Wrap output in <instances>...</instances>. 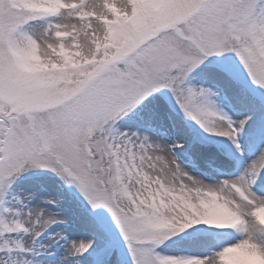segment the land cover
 <instances>
[{"label": "snow or ice", "instance_id": "obj_1", "mask_svg": "<svg viewBox=\"0 0 264 264\" xmlns=\"http://www.w3.org/2000/svg\"><path fill=\"white\" fill-rule=\"evenodd\" d=\"M0 264H264V0H0Z\"/></svg>", "mask_w": 264, "mask_h": 264}]
</instances>
